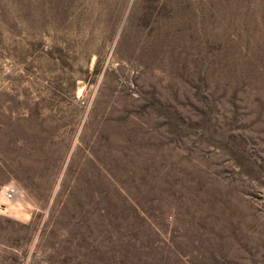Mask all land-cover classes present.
I'll use <instances>...</instances> for the list:
<instances>
[{
	"label": "rangeland",
	"instance_id": "374dc122",
	"mask_svg": "<svg viewBox=\"0 0 264 264\" xmlns=\"http://www.w3.org/2000/svg\"><path fill=\"white\" fill-rule=\"evenodd\" d=\"M0 264H264V0H0Z\"/></svg>",
	"mask_w": 264,
	"mask_h": 264
},
{
	"label": "bare ground",
	"instance_id": "6f19581e",
	"mask_svg": "<svg viewBox=\"0 0 264 264\" xmlns=\"http://www.w3.org/2000/svg\"><path fill=\"white\" fill-rule=\"evenodd\" d=\"M4 195V194H3Z\"/></svg>",
	"mask_w": 264,
	"mask_h": 264
}]
</instances>
